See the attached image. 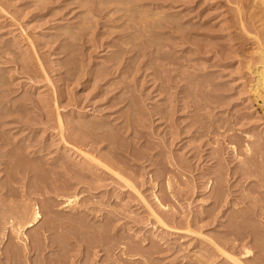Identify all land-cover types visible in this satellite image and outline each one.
Segmentation results:
<instances>
[{
  "label": "rangeland",
  "instance_id": "rangeland-1",
  "mask_svg": "<svg viewBox=\"0 0 264 264\" xmlns=\"http://www.w3.org/2000/svg\"><path fill=\"white\" fill-rule=\"evenodd\" d=\"M131 2H112L111 6L117 5L120 11L109 16L106 14L107 8H104V5H108L106 0H0V139L3 138L0 140V213H8L13 209L12 201L5 194L6 189L14 193H21L26 186L35 189L28 195L30 199L27 200L26 208L29 211V204H35L42 218L27 228L25 233L37 237V228L48 226L50 221L52 229L38 237L41 243L49 239L55 241L41 255L38 253L37 256L33 250L27 256L22 252L23 262L20 264H32L44 254L55 257L61 251V255L67 257V247H74L69 253L74 256L72 259L75 264L86 263L87 259L90 260L86 264H112L116 257L114 255L119 257L120 252L107 254L100 247L89 245L95 242L96 232L99 230L101 233L105 229L109 230L113 243L116 240L113 233L116 232L124 237L121 241L130 242L132 246L146 249L152 244L159 247V252L154 254L158 258L155 256L148 260L153 264H184L189 259L187 256L194 254V251H202V247L212 249L208 239L212 235L228 238L229 243H234L235 255L240 260L244 263L253 262L258 258V252L264 255V200L258 201L259 195L250 190L257 188L262 193L263 188H258L255 181L264 175V170L262 174L247 175L246 178L226 177L225 174L228 169L230 172V168H238L241 164H247L257 172V164L264 168V110L260 109L250 94L252 71L251 65L247 63L249 58L252 63L255 62L254 35L264 40V0H165L163 7L158 9L145 6L150 15L157 14L151 20H142L145 24L137 15L138 11L132 9L134 4ZM239 20L244 23L245 30ZM151 22L156 23L155 26H151ZM51 28L52 33H45V29ZM47 70L49 75L46 74ZM98 91L100 94L97 95ZM114 94V98L124 100L113 99L119 103H113L112 107L108 99ZM128 101L131 104H127ZM203 104H210L212 108L205 109ZM162 113L164 117H161ZM89 118H98L96 120L102 121L105 127L107 123V129L115 133L117 140L132 144L135 153H146L147 160L139 157L133 161L127 160L128 165L133 164L128 171L138 170L139 165L146 164L150 174L157 169L165 172L174 168L165 159L166 155L176 156L185 168L188 167V170L184 168L183 176L174 170L167 173L166 178L152 180L148 179L149 174H145L139 179L146 183L137 189L142 191L140 196L148 198L150 203H154L155 193L164 195V211L173 213L178 220L189 217L206 238L198 234H184L182 238L177 234H168L165 231L167 228L160 227L142 206L140 196L133 189L126 191L130 188L99 164L90 167L98 171L106 185L100 188V193L93 199L100 202L91 201L93 204L87 205L100 209L99 212L79 211L72 216L74 210L72 212L68 205L63 204V196L66 195L52 190L48 184L54 179L57 183L71 185L67 195L75 191V184L82 177L76 176L74 171H78L79 164L87 161L79 151L74 150L85 151L89 148V145L84 146V123ZM126 118L134 121V128L140 132H136L140 136L139 140L130 130L124 133V128L118 129L119 122ZM58 119L63 126L62 133L58 129ZM195 119L202 121L199 131L205 135L201 139L197 131L200 123H196ZM192 121L195 124L190 126ZM170 131H179L172 144L168 142L172 140ZM254 138L260 139L256 154L248 150L255 148L252 146ZM3 142L6 144L2 145ZM99 147L104 153L106 148ZM68 150L73 152L71 157L65 156ZM64 162L71 172L65 173L59 167ZM209 165L223 172V177L231 185V193L226 201H222L224 207H218L213 212L218 221L208 216L212 208L209 192L196 196L199 193L193 192L196 189L190 182L192 173H203L206 168H210ZM34 174L37 177L32 180ZM185 180L190 183L186 184ZM217 182L213 180L211 190ZM198 190L203 191L201 188ZM252 208L255 211L260 209L262 213L254 214ZM116 210L119 212L114 216L113 211ZM241 211L243 217L235 218ZM67 217L73 221L76 218L77 221L71 224L67 219L63 220ZM238 224L247 227L240 230L256 231L257 236L262 237L256 241L251 237L237 240L233 231ZM1 225L0 230L3 227ZM4 231V238H8L2 250L8 243L11 244L10 241L13 243V238H9L10 232L6 228ZM72 232L84 237L83 243L80 241L82 244L77 242L75 245L76 239L70 236ZM141 234H147V244L137 242L138 237L135 235ZM44 236L47 238L44 239ZM162 236L169 238L167 242L159 239ZM165 245L182 249L173 254L172 251L164 250ZM243 245H254L249 258L243 254ZM124 258L122 262L119 261L120 264H134L127 256ZM219 259L218 264H235L230 263L229 259ZM27 260H31V263H25Z\"/></svg>",
  "mask_w": 264,
  "mask_h": 264
},
{
  "label": "bare ground",
  "instance_id": "bare-ground-1",
  "mask_svg": "<svg viewBox=\"0 0 264 264\" xmlns=\"http://www.w3.org/2000/svg\"><path fill=\"white\" fill-rule=\"evenodd\" d=\"M118 0H106L107 4L108 5H104V8H107V12L106 14L111 16L114 12L116 11H120V8L115 5V6H111L112 5V2H116ZM132 1V2H131ZM164 1L165 0H121V3H127V2H131L133 3L134 5L132 6V9L134 8V10L138 11V16L141 20V22H144L145 24V21H148V20H151V17L154 16L156 13H152V15H150L149 11L146 10L145 6H152L153 8H160V7H163L164 5ZM257 3V2H256ZM96 4V3H95ZM101 4V3H99ZM99 6V5H98ZM97 6V7H98ZM125 7V6H124ZM140 8V9H139ZM145 8V9H143ZM126 10V8L124 9ZM161 10V9H160ZM158 10V11H160ZM236 10V9H235ZM133 12V11H132ZM151 12V11H150ZM88 13V12H87ZM127 13V11H126ZM158 13V12H157ZM83 14V13H82ZM86 14V13H85ZM136 14V12H135ZM157 15V14H156ZM248 15V14H247ZM104 16V15H103ZM130 16V14H129ZM132 16V15H131ZM133 17V16H132ZM136 17V16H135ZM134 17V18H135ZM94 18V17H93ZM130 18V17H129ZM138 19V18H137ZM142 20H145V21H142ZM161 20V19H160ZM83 21V20H82ZM158 21V20H157ZM240 21V20H239ZM139 22V21H138ZM126 23V22H125ZM159 23V22H158ZM88 24V23H86ZM121 24V23H120ZM143 24V25H144ZM156 23H153L151 22V26H155ZM90 25V23H89ZM240 25L242 26V28L245 30V26H244V23L242 21H240ZM264 25V24H263ZM157 26V25H156ZM160 26V25H159ZM176 26V25H175ZM112 28V27H111ZM155 28V27H154ZM115 29V28H114ZM174 29V28H173ZM45 33H52V28L51 29H45ZM74 30V29H73ZM72 30V31H73ZM66 31V30H65ZM64 31V32H65ZM63 32V33H64ZM67 32V31H66ZM75 34V32H73ZM102 33V32H101ZM145 33V32H144ZM147 33V31H146ZM72 34V33H71ZM88 34V33H87ZM134 34V33H133ZM125 35V34H124ZM128 35V34H127ZM135 35V34H134ZM147 35V34H146ZM249 35V34H248ZM251 35V34H250ZM249 35V36H250ZM74 36V35H73ZM77 36V35H76ZM129 36V35H128ZM264 36V35H263ZM70 37V36H69ZM138 37V36H137ZM148 37V36H146ZM145 37V38H146ZM71 38V37H70ZM123 38V37H122ZM125 38V36H124ZM151 38V37H150ZM251 38V37H250ZM131 39V37H130ZM138 39V38H137ZM149 39V37H148ZM147 39V40H148ZM254 43H256V50L253 54V57L255 58V62L252 63V61L250 60L251 58H249V60L247 61L248 64L251 65V70L252 71V85L250 86V94H252L253 96V100L258 104V106H260V109L261 110H264V40L262 37H258V35H254ZM31 39H29V42H30ZM55 40V39H54ZM125 40V39H124ZM152 40V38H151ZM138 41V40H137ZM32 42V41H31ZM152 42V41H151ZM33 43V42H32ZM36 43V42H35ZM34 44V43H33ZM120 44V43H119ZM122 44V43H121ZM66 45V44H64ZM123 45V44H122ZM151 45V44H150ZM156 45V44H155ZM67 46V45H66ZM141 46V45H140ZM158 47V46H156ZM255 47V44L254 46H252V48ZM33 48H35L33 46ZM37 48V47H36ZM122 48V47H121ZM124 48V47H123ZM149 48V47H148ZM127 50V48H124ZM33 50H36V49H33ZM25 51V50H24ZM120 52V51H119ZM118 52V54H119ZM124 52V51H123ZM153 53V52H152ZM139 54V53H138ZM147 54V53H146ZM155 54V53H154ZM157 55V54H156ZM159 55V54H158ZM252 55V54H251ZM161 56V55H160ZM137 57V56H136ZM36 58V57H35ZM38 58V57H37ZM109 62V61H108ZM118 63V62H117ZM133 66V65H132ZM124 68V67H123ZM130 69V68H129ZM128 69V71H129ZM111 70H113V68L111 67ZM125 70V69H124ZM127 70V69H126ZM95 71V70H94ZM94 71L92 72L94 74ZM104 71V70H103ZM44 72V71H42ZM97 72V71H96ZM48 73V70L46 72V74ZM116 73V72H114ZM45 74V73H44ZM113 74V73H112ZM49 75V73L47 74ZM91 75V74H90ZM95 75V74H94ZM43 76V75H42ZM93 76V75H92ZM43 77H46V76H43ZM50 78V77H49ZM1 79V78H0ZM47 79V78H45ZM57 79V78H56ZM92 79V78H91ZM100 79V78H99ZM77 80V79H76ZM95 81V79H92ZM97 80V79H96ZM1 82V80H0ZM51 82V80H50ZM75 82V81H74ZM113 82V81H112ZM124 82V81H123ZM130 83V82H129ZM96 84V82H95ZM109 84V83H108ZM95 86V85H94ZM115 87V86H114ZM107 88H110V87H107ZM161 88V87H160ZM111 89V88H110ZM131 89V88H130ZM100 90V89H99ZM103 90V89H102ZM101 90V91H102ZM106 90V89H105ZM248 90V89H247ZM66 91V90H65ZM127 91V90H126ZM103 92V91H102ZM106 93V92H105ZM127 93V92H126ZM124 93V95L126 94ZM129 93V91H128ZM100 94V92L98 91L97 95ZM188 94V93H187ZM128 95V94H127ZM125 95V96H127ZM134 95V94H133ZM114 96H116L115 94L112 96V98L108 99L111 103H110V106H114L113 103H119V102H114L115 100L116 101H122L124 100L123 99H120V98H114ZM185 96V95H184ZM25 98V97H24ZM114 99V101H112ZM126 100V99H125ZM108 101V102H109ZM132 104H133V101H131ZM131 104L130 101L127 102V104ZM193 104V103H192ZM186 106V105H185ZM203 108L205 109H210L212 108V106L210 104H203L202 105ZM134 107V106H133ZM136 108V107H135ZM170 108V107H169ZM259 109V110H260ZM133 111V110H132ZM131 111V112H132ZM135 112H137V110H135ZM264 112V111H263ZM262 113V112H261ZM158 114V113H157ZM161 114V112H160ZM97 115V114H96ZM134 115V113H133ZM152 115V114H151ZM165 115V114H164ZM208 116H210V114H208ZM98 117V116H97ZM100 117V116H99ZM130 117V116H129ZM159 117V116H158ZM161 117H164L163 116V113L161 115ZM202 117V115H201ZM60 118V117H59ZM168 118V117H167ZM204 118V117H203ZM98 119V118H96ZM90 120V118L86 121V123H84V146H88L89 145V148L87 150H74V151H79V153L86 159V163L84 164H79L78 165V171H74V174L76 176H80L82 177V179H80L76 184V188H75V191H73L72 194H69L67 195L66 193H68V190L71 188V185L69 184H64V183H57L56 180L52 179V182H49L48 184V187L51 188L52 190H55V191H59L62 193V195H66V196H63L65 199V205H68V207L71 208L72 212L74 210V212L72 213V216H75L74 214L78 213L79 211L80 212H84V211H98L100 209H97V208H94V207H89L87 206L89 203H92V202H95V203H99L100 200H96V201H93L94 197H97L96 194L100 193V188L104 187L106 184L103 182V179L100 177L99 173H97L98 171L96 170H93V166L90 167L91 165H95V164H99L103 167V169H108L113 175L112 176H116L119 178L120 182H122L126 187L130 188V189H127L126 191L128 190H131L133 189L139 196L141 195L142 191L139 192V190L137 189V187L139 186H143L146 181L144 180H140L139 178L143 177L145 174H149V178L148 179H152V180H156L158 178H166L167 177V173H169L170 171H176L177 173L180 172V175L183 176L184 172V164H182L183 162L176 158V156H172V157H166L165 156V159L167 158L168 161L172 164V166L174 168H169L167 169L165 172L164 171H160V169H155L156 171L153 172L152 174H150V170H146L147 166L146 164H143V165H139L138 167V170H134V169H131L128 171V168L130 167V165H133V164H129L127 163V160H131L133 161L134 159L136 158H147L146 156V153L143 151L140 152V154L135 153L134 151V147L132 146V144H128V143H123L122 141H119L117 140L116 138V135L115 133H112L109 129H107V123L105 124L106 127L104 126V123L102 121H98V120ZM158 119V118H157ZM193 120V119H192ZM210 120V118H209ZM153 121V119H152ZM195 121H197L196 123H200V125H197V128H198V132H199V137L200 139L203 138L202 135L204 134V132L202 131H199L200 128H202V121L201 119H195ZM195 121H192L190 126H192V124H195ZM58 122L60 123L59 126V130L60 132L62 133L63 132V126L61 127V122H60V119H58ZM133 120H129L128 118H126L125 120L123 121H120L119 124H120V127H118V129H121V128H124V133L125 131H131V134H133V136L135 138H137L139 140V137L137 135V133H140L139 131L136 130V128H134V124H133ZM145 122V121H144ZM154 122V121H153ZM168 122V121H167ZM212 122V121H211ZM58 123V124H59ZM166 123V122H165ZM210 123V122H209ZM152 124V123H151ZM171 125V124H170ZM174 125V124H173ZM207 125V124H206ZM210 127V126H209ZM207 126V128H209ZM109 128V127H108ZM171 128V127H170ZM186 128V127H185ZM196 128V129H197ZM111 129V128H110ZM116 129V130H118ZM177 129V128H176ZM184 129V128H183ZM178 130V129H177ZM181 130V129H180ZM183 131V130H181ZM207 131V130H206ZM59 132V133H60ZM137 132V133H136ZM179 132V131H178ZM178 132L175 133V132H172L170 131V135L172 137V140L171 141H167L170 142V144L173 143V140L177 139L178 137ZM187 132V131H186ZM58 133V134H59ZM181 133V132H180ZM179 133V134H180ZM185 133V132H184ZM206 133V132H205ZM150 134V133H149ZM166 134V132H165ZM152 135V134H151ZM182 135V134H180ZM205 135V134H204ZM145 136V135H144ZM195 136V135H194ZM213 136V135H212ZM196 137V136H195ZM3 139V138H2ZM0 139V140H2ZM141 139V138H140ZM161 139V138H160ZM170 139V137H169ZM5 140V139H4ZM199 140V139H198ZM162 141V140H161ZM211 141V140H210ZM209 141V142H210ZM201 142V141H200ZM6 143L3 142L2 145H5ZM167 144V143H166ZM259 144H260V139H256L254 138L252 140V146H254L255 148L252 149V148H248V150L250 149V151L252 150V153L253 154H256L257 153V148L259 147ZM1 145V144H0ZM164 145V144H163ZM99 146H102V147H105L106 148V152L104 151V153H102L101 149H99L100 147ZM169 146V145H168ZM204 146V145H203ZM202 146V148H203ZM249 146V145H248ZM87 148V147H85ZM104 148V149H105ZM195 147L193 148V151H194ZM166 150V148H165ZM156 151V150H155ZM199 151V150H198ZM166 152V151H165ZM196 152V151H195ZM73 152H70L68 150V153L65 151V156H69L71 157ZM194 153V152H193ZM192 153V154H193ZM166 154V153H165ZM190 154V153H189ZM154 155V154H153ZM160 155H161V152H160ZM191 155V154H190ZM200 155V154H199ZM75 155L73 154V157ZM80 156V155H79ZM162 156V155H161ZM171 156V155H170ZM204 156V155H203ZM14 157V156H13ZM157 157V156H156ZM159 157V155H158ZM212 157V156H211ZM150 158V157H148ZM180 158V157H179ZM194 158V155L193 157ZM200 158L197 156V159ZM12 159V158H11ZM80 159V158H79ZM158 159V158H157ZM163 159V158H162ZM204 159H205V156H204ZM203 159V160H204ZM264 159V157H263ZM147 160V159H146ZM151 160H153L151 158ZM200 160V159H198ZM208 160V159H207ZM12 161V160H11ZM16 161V160H15ZM137 161V160H135ZM206 161V160H204ZM164 162V161H163ZM0 163H1V160H0ZM12 163V162H11ZM83 163V162H82ZM135 163V162H134ZM155 164V163H154ZM249 164V163H248ZM24 165V164H22ZM258 165V168H259V171L257 172L256 170H253L249 165L247 164H241V166H239L238 168H235V169H232L230 168V172H228V170L226 171L227 173L225 174L226 177H228V175H231V177L233 178L234 176L235 177H240V178H246L247 175H258V174H262L264 168L262 165L260 164H257ZM100 166V167H101ZM134 166H136V163L134 164ZM171 166V167H172ZM187 166V165H186ZM9 167V166H8ZM60 168H62L64 171L63 172H71V170L65 165V162L64 163H61V165L59 166ZM97 167V166H96ZM101 167V168H102ZM210 168H206V171L205 172H200L198 175H194L193 173L191 174L190 176V182L192 183V186L195 190H193V192H195L196 194L199 193L198 195L196 196H199L201 195L202 193H204L205 191L209 192L208 194V198L209 199H212V208L209 210V215L210 217H212L213 220L216 219V221H218V219L216 218V213L213 214L214 210L216 208H220L221 206H223V203L222 201H226V197L231 193V190H230V186L229 183H228V179H226L225 177H223L224 173L223 172H219L218 169L215 170V168H213L212 165H209ZM227 167V166H226ZM31 168L33 169V167L31 166ZM188 168V167H187ZM187 168H185L186 170H188ZM223 168V167H222ZM30 169V170H32ZM37 169V167H36ZM102 169V170H103ZM226 170V169H225ZM34 170H32V172H34ZM104 171V170H103ZM106 171V170H105ZM174 171V172H175ZM190 171V170H189ZM107 172V171H106ZM103 173V172H102ZM109 173V172H108ZM110 173V174H111ZM191 173V171H190ZM220 173V174H219ZM258 173V174H257ZM38 174V172H37ZM52 174V172L50 173ZM60 174V173H59ZM264 174V173H263ZM179 175V174H178ZM187 175V174H186ZM214 175V176H212ZM33 179H36V174L33 175ZM102 176V174H101ZM106 177V175H104ZM264 175H262L261 178H258L255 183L257 184L258 188H263L262 190V193L260 192V190H257V188H252L250 191L252 193H257L259 196H258V201L260 200H264V178H263ZM108 177V176H107ZM115 177V178H116ZM111 178V177H110ZM113 178V177H112ZM183 179V178H182ZM185 179V178H184ZM189 179V178H188ZM187 179V180H188ZM78 180V179H77ZM114 180V178H113ZM117 180V179H116ZM187 180H185V183L188 184L190 182H188ZM213 180H215L217 182V185L215 186V188L213 190H211V184H213ZM220 180V181H219ZM187 181V182H186ZM36 182V181H35ZM32 183V185L34 186V183ZM115 182V181H114ZM118 183V182H116ZM159 182H157L158 184ZM31 184V183H30ZM47 186V185H46ZM73 186V184H72ZM74 186V187H75ZM47 187V188H48ZM122 187V186H121ZM30 187L23 189V191L21 193H14V191L12 192L11 190H7L5 191V194L10 198L9 200L12 201V204L11 207L13 208L11 212H8V213H3L1 212L0 213V224H2L1 226L2 227V230H0V264H20L22 261V252L25 254L24 256H27V254H30L33 250L34 253H36V255L39 253L40 255L42 254V251L47 247V246H51L52 244L55 243V241L53 239H49V241H45L47 243H41L40 241V238L38 237L39 235H44L46 233V230H50L52 229V226H49L51 224V222L49 221V224L48 226L51 227V228H48V226H45V225H41L39 226L38 229V233H37V237H34V236H29L25 233V230L27 228H30L32 227L33 225H35L37 222H39V220L42 218V215L40 214V211L38 210V208L36 207L35 204H29V211L28 209L26 208L27 205H28V202L27 200L30 199L28 197V195H31L34 190L33 189H29ZM45 188V187H44ZM124 188V187H123ZM202 189L203 191H199L198 189ZM225 188V189H224ZM77 189V190H76ZM104 189V188H103ZM246 189V188H244ZM132 191V190H131ZM16 192V191H15ZM181 192V191H180ZM128 193V192H127ZM84 194V196H83ZM131 194V193H130ZM154 194V193H153ZM171 194V193H170ZM180 194V193H179ZM181 194H184L186 195L187 193H181ZM256 194V195H257ZM263 194V195H261ZM101 195V194H100ZM143 195V194H142ZM247 195V194H246ZM255 195V197H257ZM260 195L262 198H260ZM145 196V195H144ZM164 196V195H163ZM163 196L162 195H158L155 193V195L153 196V199H154V203H150L149 201H147V199H145L143 196L141 197L140 196V202L142 203V206L145 207L149 213V215L151 216V218H153L155 220V222H157V224L160 225V227L162 226L163 228H167L165 231L168 232V234H177L178 237L182 238L184 236V234H187V235H193V234H198L200 237H204L206 238L205 234H203V232H201V230L199 228H196L195 227V223H193L191 220H189L187 217L185 218H182V219H177V217L173 214V213H168L167 211H164V206H165V203L162 202L163 200ZM245 196V195H244ZM249 196V194H248ZM85 197L89 198V199H84ZM147 197V196H146ZM34 198V197H32ZM136 198V197H135ZM207 198V199H208ZM16 199H18L19 201H17ZM62 199V198H60ZM98 199V198H97ZM105 199V198H104ZM167 199V198H166ZM165 199V200H166ZM95 200V199H94ZM79 201L81 203H79ZM92 201V202H91ZM135 202V201H134ZM139 202V203H140ZM167 202V201H166ZM8 203V202H7ZM33 203V202H32ZM110 202H108L109 204ZM111 203H114V202H111ZM137 203V202H136ZM226 203V202H225ZM9 204V206H10ZM84 204H85V207H84ZM93 204V203H92ZM105 204V202L103 203ZM135 204V203H134ZM189 205V204H188ZM264 206V205H263ZM262 206V207H263ZM10 207V208H11ZM100 207V205H99ZM120 207V206H119ZM224 207V206H223ZM261 207V206H260ZM25 208V209H24ZM105 208V207H104ZM127 208V207H126ZM243 208V207H242ZM124 209V208H123ZM2 210V209H1ZM27 210V212H26ZM103 210V209H102ZM121 210V209H120ZM243 210V209H242ZM53 211V210H52ZM118 210L116 211H113V215L116 216ZM127 211V210H126ZM146 211V213H147ZM217 211V210H216ZM221 211V209H220ZM79 212V213H80ZM102 212V211H101ZM109 212V211H108ZM107 212V213H108ZM112 211H110L111 213ZM237 212V211H235ZM243 211L238 212L237 214V217L235 218H242L243 217ZM254 212H259V213H262L260 209L258 210H254V208H252V213ZM185 215V213H183ZM255 214V213H254ZM258 214V213H257ZM97 215V214H96ZM106 215V214H104ZM109 215V214H108ZM119 215V214H118ZM148 215V214H147ZM80 217V215H77ZM76 216V217H77ZM221 216H223V213H221ZM62 217V216H61ZM61 217H58V218H61ZM112 217V216H111ZM50 218V217H48ZM64 218V217H63ZM109 218V217H108ZM126 218V216H125ZM149 218V217H148ZM220 218V217H218ZM56 219V218H55ZM67 219V222L71 223L73 221L72 218H65L63 220L66 221ZM78 219V218H77ZM51 220V219H50ZM53 220V219H52ZM122 220V219H120ZM127 220V219H126ZM134 221H137L136 219H133ZM46 221V220H45ZM55 221V220H53ZM52 221V223H54ZM61 220H59L60 222ZM74 221H77L76 218L74 219ZM73 221V222H74ZM152 221V220H151ZM58 222V220H57ZM64 222V221H62ZM67 222H65L67 224ZM148 222V221H147ZM153 222V221H152ZM112 223V222H111ZM114 223H115V219H114ZM59 224V223H58ZM58 224L56 226H58ZM73 224V223H71ZM70 224V225H71ZM75 224V223H74ZM152 224V223H151ZM155 224V223H154ZM52 225V224H51ZM60 225V224H59ZM65 225V224H64ZM68 225V226H70ZM220 225H222V222H220ZM236 225V224H235ZM55 226V225H54ZM76 226V225H75ZM154 226V225H153ZM178 226H181V227H184V228H179ZM4 228H6L10 234H9V238H13V243L12 241L10 245H6L4 247V249L2 250L3 246H4V243H5V240H7L8 236H6V239L4 238L5 236V231H4ZM93 228V226H92ZM108 228H110V223L108 222ZM226 228H227V225H226ZM234 228H236V230L234 229L233 231V235H234V238H236L237 240H242L244 237H251L253 239V241H256L257 239H259V237H262V236H257L258 234L253 231H246V230H240V228H247V227H244L242 224H238L237 226H235ZM97 229V228H96ZM99 229H102V227H99ZM239 229V230H238ZM55 230V229H54ZM59 230V229H58ZM98 230V229H97ZM113 232L115 231V229H112ZM71 231V230H70ZM109 230L108 229H105L103 230L101 233L99 232V230L96 232L97 234V238L95 240V242L93 244H89V245H92V246H97V247H100V249L103 251H106L107 254H116L118 252H120V256L117 257V255H114L116 256L115 259H114V263L112 264H120L119 261H123L125 260L126 258H124V256L131 260L134 264H153L151 263V261L149 262L148 260H151V259H154V258H158V256L154 255L156 254L157 252H159V247H157L156 245L155 246H152V244L150 246H152L150 248H146V249H142L138 246H132L130 242H123L121 241V239H123L124 237L123 236H120V234L118 233H113L115 234L114 236L116 237V240L114 241L113 243V240L111 239V235L109 234L108 232ZM117 231V230H116ZM231 231V230H230ZM78 232V231H77ZM76 232V233H77ZM76 233H71L70 236L71 237H74V240H75V245H77V242H80L84 241V237L79 235V234H76ZM80 233V232H78ZM34 233L32 232V235ZM52 234V233H51ZM137 234V233H136ZM7 235V234H6ZM35 235V234H34ZM151 235V234H150ZM48 236V235H47ZM138 237V240L137 242L139 244H147L148 243V236L147 234H141L140 235H135ZM49 237V236H48ZM151 237V236H150ZM154 237V235L152 236ZM177 237V236H176ZM185 237V236H184ZM197 237V236H196ZM47 237L44 236V239H46ZM51 238V237H50ZM164 239L165 242H167V240L169 238H164L163 236L160 237L159 239ZM193 238V237H192ZM264 238V237H263ZM86 239V238H85ZM126 239V237H125ZM209 241H210V245L213 246L212 249L210 248H206V247H202V251L200 252H195L194 251V254L192 253V255H188L187 257L189 258L186 263L184 264H218L220 263V261H218L217 259L220 258H225V259H229L231 260L230 263H235V264H264V255L262 252H258L257 255H258V258L253 261V262H250V263H247L243 260H240V258H238L236 255H235V245L234 243H229L230 241H228V238H224L223 236H214L212 235L211 237L208 238ZM184 240V239H182ZM15 241V242H14ZM65 241V240H64ZM163 241V240H162ZM190 241V240H189ZM205 241V240H204ZM206 242V241H205ZM57 243V242H56ZM67 243V242H66ZM81 243V242H80ZM81 243V244H82ZM163 243V242H162ZM200 243V242H198ZM156 244V243H155ZM191 244V242H190ZM201 244V243H200ZM57 245L59 246L60 244L57 243ZM74 245V243H73ZM161 245V244H159ZM158 245V246H159ZM67 247V245H64ZM163 246V245H162ZM166 247H164V250L166 252H173V254L175 253H178L180 251V249L182 248H175L174 246L173 247H170V246H167L165 245ZM193 246V245H192ZM202 246V245H201ZM208 246V245H207ZM244 246V250H243V254L246 255V257L248 256V258L250 257V255L252 254L253 252V248H254V245H251V246H246V245H243ZM84 248V245L82 246ZM81 247V248H82ZM196 247V246H195ZM76 248V247H75ZM88 248V247H87ZM63 249V248H62ZM73 250L74 247H67L66 250H67V254L68 256L66 257L65 254L61 255L62 254V251H61V254L60 255H57L55 257H51L50 255H42L40 256L41 258L38 259V261H35L32 263V264H75L73 262V257L74 256H70V253L71 252L70 250ZM65 250V248L63 249ZM88 250V249H87ZM78 251H79V248H78ZM89 251V250H88ZM197 251V250H196ZM81 252V251H80ZM91 252V251H90ZM93 252V250H92ZM73 254V252H72ZM255 253H253L254 255ZM78 255V254H77ZM186 255V254H185ZM252 255V257H253ZM29 256V255H28ZM38 256V255H37ZM70 256V257H69ZM113 256V255H112ZM156 256V257H155ZM184 256V255H183ZM182 256V258H183ZM255 256V255H254ZM77 256H75L76 258ZM107 257H109L107 255ZM186 257V256H184ZM70 258V259H69ZM73 258V259H72ZM88 258V257H87ZM114 258V257H113ZM166 258V257H164ZM79 259V258H78ZM81 259V258H80ZM162 259V258H161ZM184 259V258H183ZM186 259V258H185ZM247 259V258H246ZM88 260L90 259H87V262ZM220 260V259H219ZM75 261V260H74ZM77 261V260H76ZM223 261V260H221ZM246 261V260H245ZM27 262H30L31 263V260H27L25 263ZM86 262V263H87ZM131 262V263H132ZM77 263V262H76ZM79 263V262H78ZM85 263V262H84ZM83 263V264H84ZM85 263V264H86ZM172 263V262H171ZM228 263V262H227ZM89 264V263H88ZM92 264V263H91ZM129 264V263H128Z\"/></svg>",
  "mask_w": 264,
  "mask_h": 264
}]
</instances>
